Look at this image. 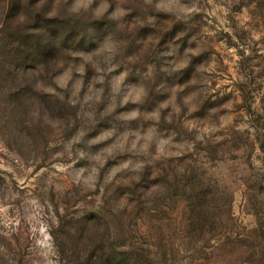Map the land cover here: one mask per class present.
I'll list each match as a JSON object with an SVG mask.
<instances>
[{
  "label": "rangeland",
  "instance_id": "rangeland-1",
  "mask_svg": "<svg viewBox=\"0 0 264 264\" xmlns=\"http://www.w3.org/2000/svg\"><path fill=\"white\" fill-rule=\"evenodd\" d=\"M0 264H264V0H0Z\"/></svg>",
  "mask_w": 264,
  "mask_h": 264
}]
</instances>
